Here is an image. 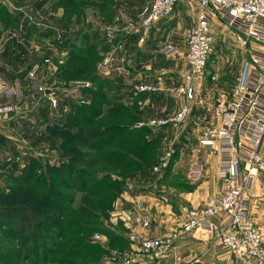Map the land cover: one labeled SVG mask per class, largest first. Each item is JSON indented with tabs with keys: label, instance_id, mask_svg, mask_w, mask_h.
<instances>
[{
	"label": "crops",
	"instance_id": "obj_1",
	"mask_svg": "<svg viewBox=\"0 0 264 264\" xmlns=\"http://www.w3.org/2000/svg\"><path fill=\"white\" fill-rule=\"evenodd\" d=\"M142 3H144L143 0H112L110 1L111 18L113 15L114 21L119 20L118 12L121 13L122 10H126L137 20L139 13L143 10ZM86 8L101 12L96 6H87ZM199 10L198 0H179L174 6L172 16L152 27L143 46L138 44L136 40L140 36L135 31L139 25L138 20L136 26L127 25L128 22L122 23L125 24V27L126 25L131 27L128 29L130 30L128 31L129 34L124 33L119 38L118 35H114L115 37L112 39L113 66L115 67L111 73L118 75L113 80L118 83L117 86L120 91L131 93L132 96L128 95L131 96L128 102L130 101L131 106L136 102L140 106V110H143L145 116L148 117L146 119L155 115L164 116L169 114L172 109L174 111L179 110L184 103L183 96H169L166 90L170 84H175V80L181 81L180 77L188 69L184 58L185 38L189 29L196 22ZM220 25L224 24L219 19H214L211 22L210 32L213 37ZM4 29L1 28V30ZM125 31L127 32L126 29ZM165 35L166 37H174V42L180 50L175 49L177 54L174 57H166L165 63H158L154 61L153 53L155 51L153 48L154 44L158 43V38H163ZM14 41L16 42V40ZM16 43L12 44L10 41L4 54L0 57V77L9 78L8 80L12 85H16L17 82L20 83V78L25 76L23 66L30 60H22L20 57L21 48ZM249 49L264 51L253 43ZM29 52L31 53V50ZM177 55L179 58L175 59ZM247 59L248 57L242 61L240 71L243 62ZM119 67L126 76L120 75L121 72L118 73ZM233 78L235 75H217L213 71H207L203 76L194 79L193 89L197 96L190 103L192 115L191 125L188 129H192L194 124L203 125L201 130L208 125H218L217 111L215 114L214 106L216 109L218 102H229L231 87L236 82L231 81ZM182 81L184 82V80ZM143 82L154 86L157 91L151 95L150 93H140V97H136L139 92L135 91V86ZM197 98L200 101H197ZM10 123L12 122L8 124ZM181 128L183 127L181 126ZM151 129H153V135L160 138V154L172 146L174 151L173 162L169 168L168 164L160 180L156 179L151 168L137 172L125 179L123 191L112 203L111 210L108 212V220H105L104 225L109 231L123 238L126 245L124 247L112 246L105 234L94 235L92 241L100 244L106 252L98 264H121L123 257L135 252L134 246L128 240L130 234H142L147 238L170 237L172 232L180 226L178 222L183 209L201 208L208 200L219 196L223 190V181L218 175L219 156L204 150L197 152L198 143L194 147H189L191 138L189 130H185L181 134L180 130L173 133L170 128L155 127ZM168 130L172 133L170 134ZM194 139L197 141L198 137ZM2 140L1 138L0 144H2ZM1 146L4 149L3 144ZM186 153L190 158L189 165H187L189 168L186 167L188 169L184 170L181 165ZM260 155L264 159V139L260 148ZM194 165L202 166L199 177L196 179L189 177L194 170L192 168ZM247 199L249 218L264 231V173H258L255 176L247 192ZM143 219L149 221L147 229H143L140 225V221ZM208 222L218 229L223 225L224 219L210 217ZM133 264H253V261L250 259L241 260L232 255L227 247L222 246L216 240L215 232L198 230L194 233L181 235L172 248L168 250L167 255L157 259L145 255L139 256Z\"/></svg>",
	"mask_w": 264,
	"mask_h": 264
},
{
	"label": "rangeland",
	"instance_id": "obj_2",
	"mask_svg": "<svg viewBox=\"0 0 264 264\" xmlns=\"http://www.w3.org/2000/svg\"><path fill=\"white\" fill-rule=\"evenodd\" d=\"M143 1L142 7L144 9L150 0ZM65 2L66 0H0V57L4 54L7 45L11 41L12 44L18 42L16 45L21 48L22 53H20V57L22 60L30 59L25 65L23 64L25 68L23 74L25 76L20 78V83L17 82L16 85H12L8 80L9 78L0 77V80L5 82L12 92L22 95V98L20 96L19 98H15L14 96L6 98V96L0 94V104L5 103V101H11L16 102L18 105L16 113L0 116V136L3 139L1 142L4 147L2 149V144H0V191L5 194H9L12 188L20 186L18 183L10 180L9 176L17 177L23 168H37L36 174L40 173L43 178L49 179L50 168L70 166L69 158L78 154V150L66 151V146L63 145L62 141L66 137L70 138L79 135L80 130L64 127V119L67 114L75 110V107L92 105L93 98L89 94L83 93L82 89L89 88L93 91L105 92L106 98L114 102L115 105L125 106L129 109L133 107L130 105V101L128 102L132 96L131 93L120 91L117 86L118 83L113 80L118 75H112V70L115 66H113L114 57L111 43H113L112 39L115 37L114 35H118L119 38L124 33L129 34L128 31L130 30L126 32L125 24L122 23L128 22L127 25L132 24L136 26L139 18H137V21L129 12L122 10L121 13L118 12L119 20L114 21L113 15L111 18V14L99 12L92 8H84L82 11L79 8H75L79 11L77 12L74 9L76 12L67 16ZM71 6V4L67 5L68 8ZM2 27L5 29L1 30ZM103 40L105 46L102 48L98 43ZM136 40L138 44L143 46L144 43H139L138 39ZM174 41V37H166V35L163 38H158V43L154 44L153 48L155 51L153 53L155 56L154 61L165 63L166 56L163 50L166 46H172L174 49H177L178 47ZM91 43H96V49L94 50H97L100 60L96 63L94 69L91 70L92 72L85 76L84 79L67 80L65 76H68L72 68H75L70 66L68 73L66 72L64 67L67 65V56L76 47L88 46ZM250 45L251 42L246 38H243L234 30L227 28V26L220 25L216 35H214L205 71L198 77L203 76L207 71H213L217 75H235V78L231 81H236L240 73L242 61L248 57L251 50L249 49ZM30 50L31 53L29 52ZM178 50L180 49L178 48ZM178 58L179 55L175 59ZM123 63H125L124 60ZM118 70L119 74L121 72L120 75L126 76L121 67ZM151 73L154 75L152 71ZM183 73L181 77L177 75V77L181 78V81L175 80V84L168 86L166 91L169 96L182 97L173 90L185 83V75L188 74V69ZM35 85H39L42 90H35ZM233 87L234 84L231 90ZM140 93L149 92H139L136 97H140ZM193 94L192 101L197 96L194 89ZM197 101H200V99L197 98ZM134 107L140 116L139 121L134 124L136 128H141L138 127V124L141 122L147 123L150 120L168 119L178 112V110L174 111L172 109L174 112L171 111L164 116L159 117L155 115L146 119L148 117L145 116L143 110H140V106L136 105ZM99 108L103 116L110 107L103 104ZM214 112L216 114L215 106ZM191 115L190 113L183 124H180L177 128L169 125L142 127H147L151 131L153 130L151 128L155 127L170 128L173 133H177L182 126L183 128L180 130L181 134L185 130H189L191 136L189 147H194L198 143L201 134L200 130L203 125L194 124L191 127L192 129H188L191 125ZM9 122L12 123L8 124ZM208 126L213 127L214 125ZM171 131L169 132L170 134L172 133ZM196 137H198L197 141L194 139ZM73 139L76 140V138ZM172 149V146H170L161 154L158 151L159 153L155 162L149 167L152 173H154L153 168L160 166L165 154L172 151V155L168 161V164L170 163L174 157ZM189 159L188 153H186L181 165V168L184 170L189 168L187 166L189 165ZM104 164V161L100 160L94 168H105ZM154 175H156L157 180L162 179V176L159 174L154 173ZM26 199V195H21L20 198L17 197L15 200L24 202ZM59 256L61 255H57L56 258H61ZM49 264L57 263L51 262Z\"/></svg>",
	"mask_w": 264,
	"mask_h": 264
},
{
	"label": "trees",
	"instance_id": "obj_3",
	"mask_svg": "<svg viewBox=\"0 0 264 264\" xmlns=\"http://www.w3.org/2000/svg\"><path fill=\"white\" fill-rule=\"evenodd\" d=\"M110 1L66 0V14L87 6L110 14ZM98 45L103 48L104 40ZM94 49L96 43L69 52L64 68L67 73L70 66L75 68L67 80L84 79L92 72L100 60ZM82 92L93 98L92 105L75 107L64 119V127L80 130L62 141L66 151L78 150L69 158L70 166L50 168L49 179L36 174L37 168H23L17 177L9 176L20 186L9 194L0 191V264H98L106 254L92 241L98 234H105L112 246L126 245L104 222L125 179L153 165L160 138L147 127L134 126L140 118L136 102L129 109L115 105L105 92ZM103 104L110 108L102 116ZM100 160L105 168H94ZM21 195L27 196L24 202L15 200Z\"/></svg>",
	"mask_w": 264,
	"mask_h": 264
},
{
	"label": "built area",
	"instance_id": "obj_4",
	"mask_svg": "<svg viewBox=\"0 0 264 264\" xmlns=\"http://www.w3.org/2000/svg\"><path fill=\"white\" fill-rule=\"evenodd\" d=\"M179 0H150L139 13V43H144L151 29L157 23L172 16L174 6ZM200 10L197 20L186 34L185 60L188 74L185 83L173 91L184 97V103L171 118L141 122L142 126H172L177 128L190 114L193 100L192 84L205 68L210 55L214 37L210 25L219 19L229 29L234 30L249 42L264 50V0H198ZM130 27L126 26L128 30ZM166 57H174L177 52L172 46L163 50ZM35 90L41 91L39 85ZM137 92H156L148 84L135 86ZM0 94L6 98H22L12 92L0 80ZM55 105V103H53ZM215 105V104H213ZM16 102L5 101L0 104V116L16 113ZM218 125L206 126L198 139L197 152L201 150L219 156L218 175L223 181V190L215 198L208 200L201 208H186L180 214L179 228L170 237L147 238L142 234H130L129 242L135 252L123 257L121 264H133L139 256L161 258L167 255L181 235L196 231L215 232L216 240L227 247L231 254L253 264H264V231L257 227L248 216L247 192L258 173H264V159L260 148L264 139V51L250 50L248 59L242 65L238 78L231 91L228 103H217ZM172 151L162 158L154 173L163 174ZM190 178H198L201 165H194ZM224 219L223 225L216 229L208 218ZM143 229L149 221H140Z\"/></svg>",
	"mask_w": 264,
	"mask_h": 264
}]
</instances>
